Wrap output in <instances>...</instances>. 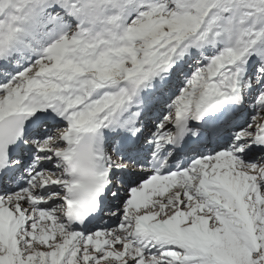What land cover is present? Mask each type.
Listing matches in <instances>:
<instances>
[{
	"label": "snow or ice",
	"instance_id": "6c2138e0",
	"mask_svg": "<svg viewBox=\"0 0 264 264\" xmlns=\"http://www.w3.org/2000/svg\"><path fill=\"white\" fill-rule=\"evenodd\" d=\"M0 264H264V0H0Z\"/></svg>",
	"mask_w": 264,
	"mask_h": 264
}]
</instances>
